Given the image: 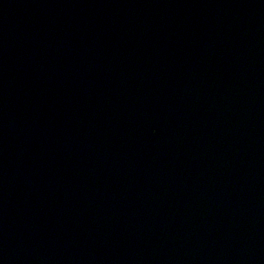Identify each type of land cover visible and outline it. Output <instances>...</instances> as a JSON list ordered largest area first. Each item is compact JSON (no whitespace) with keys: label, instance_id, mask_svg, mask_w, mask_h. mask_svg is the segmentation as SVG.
<instances>
[{"label":"water","instance_id":"95a60500","mask_svg":"<svg viewBox=\"0 0 264 264\" xmlns=\"http://www.w3.org/2000/svg\"><path fill=\"white\" fill-rule=\"evenodd\" d=\"M0 264H264V0H0Z\"/></svg>","mask_w":264,"mask_h":264}]
</instances>
